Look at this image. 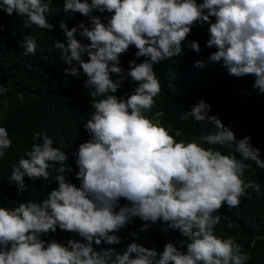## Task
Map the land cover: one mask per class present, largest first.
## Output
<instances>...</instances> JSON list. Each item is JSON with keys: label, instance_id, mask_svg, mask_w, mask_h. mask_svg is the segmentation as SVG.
Instances as JSON below:
<instances>
[{"label": "clouds", "instance_id": "clouds-1", "mask_svg": "<svg viewBox=\"0 0 264 264\" xmlns=\"http://www.w3.org/2000/svg\"><path fill=\"white\" fill-rule=\"evenodd\" d=\"M52 3L0 0V10L24 18L25 28L51 32L49 17L59 11ZM62 8L87 18L72 27L59 22L64 40L53 38L67 66L63 76L86 77L82 87L92 103L83 128L89 139L72 153L74 172L67 152L54 147L45 132L33 133L30 149L11 166L9 186L15 184L17 195L25 193L27 177L51 178L57 187L45 199L0 206V264H247L251 253L215 229L227 220L218 214L221 208H238L248 189L260 194L259 183L243 178L253 163L264 170L260 149L209 115L211 105L203 99L180 116L212 126L196 139L178 140L147 113L162 91L154 65L180 59L196 25H208L204 47L215 51L194 67L221 63L230 76L253 77V90L264 96V0H63ZM22 47L25 56H33L37 43L28 36ZM131 47L136 59L125 71L120 57ZM186 47L202 51L196 40ZM128 79L136 86L126 96L116 95ZM7 92L0 85V96ZM11 147L8 130L0 126V159ZM73 172L78 186L68 179ZM137 218L142 224L132 237L159 222L161 233L178 232L181 239L166 241L161 252L135 241L123 249L100 247L123 243L116 233ZM57 230L80 239L42 238Z\"/></svg>", "mask_w": 264, "mask_h": 264}, {"label": "trees", "instance_id": "trees-1", "mask_svg": "<svg viewBox=\"0 0 264 264\" xmlns=\"http://www.w3.org/2000/svg\"><path fill=\"white\" fill-rule=\"evenodd\" d=\"M62 4L63 0H53L51 5L59 9L53 17H49V23L54 25L51 32L36 26L25 28L22 22L24 18H20L15 12L8 15L0 10V85L8 89L7 94L0 96V126L8 130L12 140V147L0 159V206L12 208L18 206L17 201H39L47 198L49 190L57 187L51 178L49 181L32 182L27 177L25 184L28 187L25 193L17 195L15 184L9 186L7 180L11 166L24 155L25 149H30L33 133L45 132L53 139L54 147L67 152V163L73 166L74 172L76 166L72 153L81 142L89 139L83 128V124L90 118L92 103V98H87L86 89L82 87L86 77L83 74L79 79L63 76L62 70L67 66L60 61L53 38L64 40L59 22L66 21L72 27L81 20L87 23V18L79 13L72 17L71 13L63 11ZM207 27L204 24L192 28L187 41L182 45L185 54L180 59L174 57L154 65L162 91L155 98L156 106L147 115L154 121H160L178 140L196 139L202 133L212 131V126L199 124L191 118L183 121L180 116L184 110H189L191 105L203 99L211 105L209 115H216L225 126L231 128L238 139L249 136L253 147L260 149V158L264 159V96L253 90L254 78L230 76L221 63H213L204 68L194 67V61H206L208 54L215 51L214 48L204 47L208 39ZM28 36L37 43L33 56L23 54L22 44ZM77 38L79 39L78 36ZM192 40L200 44L201 53L187 49L186 44ZM135 51L131 47L120 57V64L125 71L128 69V61L136 59ZM84 58L87 59L86 56ZM143 59L141 57L136 62ZM135 86L128 79L116 95L126 96ZM203 146L210 147L207 144ZM216 147L222 154H227L226 149ZM74 172L68 179L78 186ZM243 178L246 182L251 180L259 183L260 194L248 189V197L241 198L238 208H221L218 214L226 216L227 220L216 227L215 233L218 236L235 237L243 250L251 253V260L247 264H264V170L257 169L253 163ZM125 202L120 201L121 204ZM229 222H233L236 227L227 229ZM141 224L142 221L138 218L134 219L131 225L116 233L123 238V243L111 246L102 244L100 247L123 249L128 243L135 241L161 252L166 241L176 242L181 239L178 232L170 230L167 236L161 233L159 222L145 233L138 232L137 237L130 236L129 233L138 230ZM70 237L80 239L75 234L60 230L42 238L63 242ZM253 242L254 247L251 246Z\"/></svg>", "mask_w": 264, "mask_h": 264}]
</instances>
